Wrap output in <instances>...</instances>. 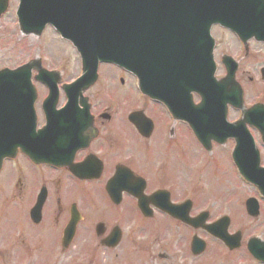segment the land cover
<instances>
[{
	"label": "flooded vegetation",
	"instance_id": "obj_1",
	"mask_svg": "<svg viewBox=\"0 0 264 264\" xmlns=\"http://www.w3.org/2000/svg\"><path fill=\"white\" fill-rule=\"evenodd\" d=\"M224 36L232 51L220 50ZM209 37L217 80L225 60L234 70L241 107L220 112L233 125L264 105L263 89L246 103L239 76L250 46L264 47L218 25ZM155 58L151 48L146 93L132 71L99 58L92 71L78 57L69 79L67 55L0 69L4 86L23 91L0 114V264H264V196L230 181L232 137L213 133L200 94L188 101L163 83Z\"/></svg>",
	"mask_w": 264,
	"mask_h": 264
},
{
	"label": "water",
	"instance_id": "obj_2",
	"mask_svg": "<svg viewBox=\"0 0 264 264\" xmlns=\"http://www.w3.org/2000/svg\"><path fill=\"white\" fill-rule=\"evenodd\" d=\"M19 1L17 18L23 33L39 34L50 24L63 38L72 41L86 68L94 70L95 58L114 62L138 77L144 93L149 80L147 54L152 48L155 60L163 64V83L175 88L183 86L187 96L191 92L201 95V110L207 109L211 125L216 127L213 133L220 134L221 139L225 133L234 138L233 160L240 175L264 196V168L259 166L258 151L245 127V124L255 127L264 143V107L249 110L237 124L222 123L220 114L227 103L239 107V90L233 83L234 70H229L227 60L226 77L219 82L215 80L213 41L209 37L211 25L219 24L240 36L248 35L243 41L254 37L264 43L263 0ZM6 8L7 0H0V15ZM148 21L160 23L149 27ZM149 29L157 32L152 40L147 36ZM5 74L0 72V114L12 109V105L19 106V95L23 93L4 86ZM261 78L264 81V69ZM88 79H93V73H87L76 84Z\"/></svg>",
	"mask_w": 264,
	"mask_h": 264
},
{
	"label": "rangeland",
	"instance_id": "obj_3",
	"mask_svg": "<svg viewBox=\"0 0 264 264\" xmlns=\"http://www.w3.org/2000/svg\"><path fill=\"white\" fill-rule=\"evenodd\" d=\"M17 6L18 0H8V8L6 12L0 17V69L11 68L13 66L19 65L29 58H32L38 52L40 53L41 60H46L48 65V61H61L60 56L65 57L67 55L68 59L70 60V66L72 67L71 73H73V75H67L66 79L74 76L76 74L75 68L79 64V60L78 54L73 49V47L56 37L51 29H45L38 37H22L19 34L15 17ZM225 38L226 36H224V38L222 37L223 45L221 43L220 50L232 51V44L228 41H225ZM249 52L251 58L242 65L243 67L239 75L241 76L242 84L245 86L244 88L247 91V104L253 100H256L255 96L258 91L262 89L264 90V83L258 77V71L260 68L264 67V60L260 62V58L264 59V50H261V48L257 46H250ZM44 64L48 66L46 63ZM59 65L60 63L58 62L57 66L59 67ZM248 79H251L250 83ZM249 132L254 140L256 148L260 154L263 155L264 152L262 153L263 146L260 142V137L252 129H249ZM255 140L258 141V144ZM234 147L235 144L233 143L230 151L231 154L234 150ZM231 154L229 161H227V165L231 169L230 181L233 183L242 182L243 180L239 176L232 162ZM41 264H49V262L42 259Z\"/></svg>",
	"mask_w": 264,
	"mask_h": 264
},
{
	"label": "bare ground",
	"instance_id": "obj_4",
	"mask_svg": "<svg viewBox=\"0 0 264 264\" xmlns=\"http://www.w3.org/2000/svg\"><path fill=\"white\" fill-rule=\"evenodd\" d=\"M14 106H15V105H12V109H14Z\"/></svg>",
	"mask_w": 264,
	"mask_h": 264
}]
</instances>
